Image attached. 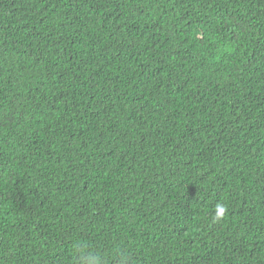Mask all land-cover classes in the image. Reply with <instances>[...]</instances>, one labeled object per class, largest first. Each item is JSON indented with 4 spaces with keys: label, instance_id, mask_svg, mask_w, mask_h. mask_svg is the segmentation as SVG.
Here are the masks:
<instances>
[{
    "label": "trees",
    "instance_id": "16d2710c",
    "mask_svg": "<svg viewBox=\"0 0 264 264\" xmlns=\"http://www.w3.org/2000/svg\"><path fill=\"white\" fill-rule=\"evenodd\" d=\"M89 254L264 264V0H0V264Z\"/></svg>",
    "mask_w": 264,
    "mask_h": 264
},
{
    "label": "clouds",
    "instance_id": "9594fccd",
    "mask_svg": "<svg viewBox=\"0 0 264 264\" xmlns=\"http://www.w3.org/2000/svg\"><path fill=\"white\" fill-rule=\"evenodd\" d=\"M226 212V206L223 204H216L215 206V217L214 219L219 220L221 219ZM83 264H100L99 258L95 255L89 254L87 257L84 258Z\"/></svg>",
    "mask_w": 264,
    "mask_h": 264
}]
</instances>
